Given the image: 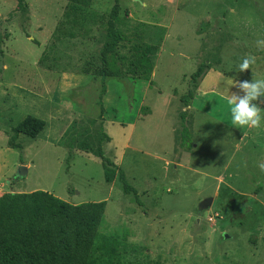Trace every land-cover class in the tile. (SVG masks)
<instances>
[{
    "label": "rangeland",
    "instance_id": "obj_1",
    "mask_svg": "<svg viewBox=\"0 0 264 264\" xmlns=\"http://www.w3.org/2000/svg\"><path fill=\"white\" fill-rule=\"evenodd\" d=\"M116 2L92 0L83 18L68 0H0V195L105 200L91 253L99 264H264V98L257 128L231 125L225 103L243 95L231 81L264 80V0H118L121 54L159 46L151 80L130 67L121 78L82 73L87 61L101 65ZM245 57L254 63L239 72ZM28 115L46 126L11 146ZM103 135L137 196L105 180Z\"/></svg>",
    "mask_w": 264,
    "mask_h": 264
},
{
    "label": "trees",
    "instance_id": "obj_2",
    "mask_svg": "<svg viewBox=\"0 0 264 264\" xmlns=\"http://www.w3.org/2000/svg\"><path fill=\"white\" fill-rule=\"evenodd\" d=\"M21 1L22 7L24 0ZM91 1L68 0V9L87 18L85 16L90 11L86 6L90 5ZM119 9L117 0L106 23V41L99 53L101 65L91 69L93 61H87V66L81 72L121 78L125 76L124 70L130 67L137 78L149 80L159 46L147 44L135 49L133 47L134 52L130 56L121 54L119 47L125 37L115 23ZM203 67L200 65L192 74L193 83L203 75ZM193 98L194 91L189 90L187 95L181 98L184 107H188ZM187 114V109L181 114L184 130L187 127ZM46 124L42 118L26 116L13 127L14 134L10 137L9 144L21 147L16 142L19 134L37 137ZM105 139L108 140V137L103 135L97 148V155L104 167L105 180L113 182L118 178L125 193L137 196V190L127 181L124 171L105 156L101 146ZM106 205L105 200L72 204L44 190L1 194L0 264H99L91 258V253L100 234Z\"/></svg>",
    "mask_w": 264,
    "mask_h": 264
},
{
    "label": "clouds",
    "instance_id": "obj_3",
    "mask_svg": "<svg viewBox=\"0 0 264 264\" xmlns=\"http://www.w3.org/2000/svg\"><path fill=\"white\" fill-rule=\"evenodd\" d=\"M258 47H264V40H257ZM254 63L252 57L243 58L237 65L239 72L250 69V65ZM231 86L238 88L237 92H229L225 98V103L230 112V123L234 127L257 128L261 124L262 115L261 108L256 103L264 98V80H243L231 81ZM261 171H264V164L260 165Z\"/></svg>",
    "mask_w": 264,
    "mask_h": 264
},
{
    "label": "water",
    "instance_id": "obj_4",
    "mask_svg": "<svg viewBox=\"0 0 264 264\" xmlns=\"http://www.w3.org/2000/svg\"><path fill=\"white\" fill-rule=\"evenodd\" d=\"M26 171H27V168L25 166L21 165L19 167V174L22 175V174L26 173ZM213 200H214L213 197H207V198L202 200L201 206L210 207L212 205V203H213Z\"/></svg>",
    "mask_w": 264,
    "mask_h": 264
},
{
    "label": "crops",
    "instance_id": "obj_5",
    "mask_svg": "<svg viewBox=\"0 0 264 264\" xmlns=\"http://www.w3.org/2000/svg\"><path fill=\"white\" fill-rule=\"evenodd\" d=\"M65 25H67V24H65ZM155 67H156V65L154 66V69H155ZM64 75H67L66 73H62V75H60V77L61 76H64ZM67 76H75V75H67ZM75 78H78L77 76H75ZM150 80H151V78H150ZM63 103H60V106L62 105Z\"/></svg>",
    "mask_w": 264,
    "mask_h": 264
}]
</instances>
